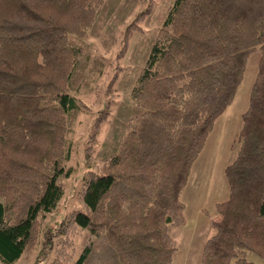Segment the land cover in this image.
<instances>
[{
	"label": "trees",
	"instance_id": "trees-1",
	"mask_svg": "<svg viewBox=\"0 0 264 264\" xmlns=\"http://www.w3.org/2000/svg\"><path fill=\"white\" fill-rule=\"evenodd\" d=\"M104 2L0 0L5 264L36 245L73 171L65 165L67 118L87 105L70 93V78ZM153 4L148 0L126 25L119 55L135 32H143L140 23ZM253 52H259L256 72L224 170L228 197L214 204L213 217L204 210L213 233L199 264H255L250 255L264 261V0H174L130 91L142 112L128 118L116 151L84 172V209L69 212L49 232L44 242L56 243L48 264H173L178 248L170 231L185 224L180 195ZM107 107L95 117L96 131L109 117ZM80 230L88 238L74 259Z\"/></svg>",
	"mask_w": 264,
	"mask_h": 264
},
{
	"label": "rangeland",
	"instance_id": "rangeland-1",
	"mask_svg": "<svg viewBox=\"0 0 264 264\" xmlns=\"http://www.w3.org/2000/svg\"><path fill=\"white\" fill-rule=\"evenodd\" d=\"M173 1L154 0L152 11L140 23L143 32H135L129 39L126 52L119 55L123 30L146 7L148 0H105L87 38L82 41L85 51L70 78V93L87 105L85 110H71L67 118L68 158L65 165L73 171L63 179V195L54 210L43 219L36 245L12 264H48L54 257L56 243L55 238L52 242H44L49 232L65 220L69 212L84 209L80 200L84 172L94 168L99 159L116 151L126 121L142 112L131 100L130 91L154 42L157 28L163 23L167 8ZM258 58L259 52L249 56L232 102L216 119L192 165L180 195L185 205V224L170 231L178 248L173 264H199L201 244L213 233L210 217L204 210L213 217L214 204L228 197L224 170L234 157L236 146L233 140L241 125V114L247 107ZM115 72H118L117 79L111 92H107V85ZM106 105L109 117L96 131L95 117ZM73 238L75 259L84 247L88 233L80 230ZM249 259L255 264H264L257 256L250 255ZM0 264L5 263L0 261Z\"/></svg>",
	"mask_w": 264,
	"mask_h": 264
},
{
	"label": "crops",
	"instance_id": "crops-1",
	"mask_svg": "<svg viewBox=\"0 0 264 264\" xmlns=\"http://www.w3.org/2000/svg\"><path fill=\"white\" fill-rule=\"evenodd\" d=\"M217 218H218V217H217ZM217 218H216V219H217ZM205 240H206V239L204 238V240H203V242H202V244H201V247L203 246V243H204ZM200 256H201V254H200Z\"/></svg>",
	"mask_w": 264,
	"mask_h": 264
}]
</instances>
